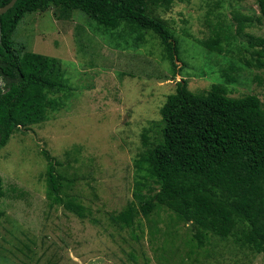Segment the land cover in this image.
Listing matches in <instances>:
<instances>
[{"label":"rangeland","instance_id":"obj_1","mask_svg":"<svg viewBox=\"0 0 264 264\" xmlns=\"http://www.w3.org/2000/svg\"><path fill=\"white\" fill-rule=\"evenodd\" d=\"M220 1L222 7L216 9ZM211 11L212 16L228 19L235 11L260 15L257 0H186L168 12L159 11L180 44L182 62L176 63L184 68L176 74L152 33L136 48L128 33H102L82 12L66 20L55 7L21 21L14 42L61 60L71 90L61 110L12 136L1 152L5 196L0 264H167L157 249L160 241L152 243L150 228L165 230L169 212L161 211L151 222L141 219L145 234L140 241L134 239L139 229H120L109 218L134 200V164L145 150L143 136L150 144L162 139L160 110L182 79L191 91L202 94L226 82V73L239 78L227 84L231 97L255 94L264 102V67L248 64L257 57L247 37H264V22L233 33L223 41L221 53H211L197 42L214 34L207 25ZM44 153L59 162L56 169L71 186L64 191L78 196L89 210L87 218L61 205L50 206V162ZM177 235L180 244L187 238V226L182 225ZM230 245L224 258L210 264H264V255L244 254ZM180 252L174 264L185 250Z\"/></svg>","mask_w":264,"mask_h":264},{"label":"trees","instance_id":"obj_2","mask_svg":"<svg viewBox=\"0 0 264 264\" xmlns=\"http://www.w3.org/2000/svg\"><path fill=\"white\" fill-rule=\"evenodd\" d=\"M185 1L17 0L0 16V158L12 136L47 122L50 113L63 108L64 96L71 90L61 60L14 42L28 14L55 7L68 20L80 11L102 33L122 31L119 37L128 33L136 48L152 33L160 39L164 59L176 74L184 68L176 63L182 62L180 44L158 12H168L176 2ZM10 2L0 0V8ZM257 4L260 15L256 18L240 11L229 19L208 13L207 25L214 34L198 44L221 53L223 41L233 38V33H245L264 22V0ZM221 7L222 1L216 4V9ZM247 37L257 57L248 64L264 67V37ZM225 75L226 82L213 84L202 94L191 91L186 79L177 82L160 110L162 139L150 144L143 136L145 150L134 164V200L109 217L120 229H139L134 239L140 241L145 234L141 219L151 222L152 216L169 212L165 230L150 228L152 243L160 241L157 249L163 251L167 264L176 263L182 249L185 253L179 264H210V260L224 258L230 244L244 254L264 255V102L255 94L231 97L227 84L239 78ZM44 155L50 162L46 173L50 206L61 205L80 219L87 218L89 210L78 196L64 191L71 186L56 169L59 162ZM4 196L0 174V220ZM182 225L187 226L188 235L179 244L177 233Z\"/></svg>","mask_w":264,"mask_h":264},{"label":"water","instance_id":"obj_3","mask_svg":"<svg viewBox=\"0 0 264 264\" xmlns=\"http://www.w3.org/2000/svg\"><path fill=\"white\" fill-rule=\"evenodd\" d=\"M17 0H11L10 3H8L6 6H4L3 8H0V16L6 14L10 9H12L14 7V5L16 4ZM2 39V25L0 23V41Z\"/></svg>","mask_w":264,"mask_h":264}]
</instances>
